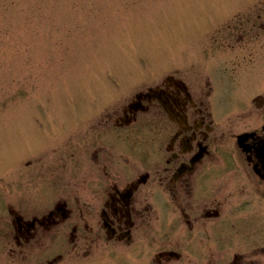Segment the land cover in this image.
Masks as SVG:
<instances>
[{
    "label": "flooded vegetation",
    "instance_id": "flooded-vegetation-1",
    "mask_svg": "<svg viewBox=\"0 0 264 264\" xmlns=\"http://www.w3.org/2000/svg\"><path fill=\"white\" fill-rule=\"evenodd\" d=\"M210 95L173 69L93 103L42 166L32 157L38 207L4 206L12 253L70 230L69 245L101 243L112 264H264V104L229 134Z\"/></svg>",
    "mask_w": 264,
    "mask_h": 264
},
{
    "label": "rangeland",
    "instance_id": "rangeland-1",
    "mask_svg": "<svg viewBox=\"0 0 264 264\" xmlns=\"http://www.w3.org/2000/svg\"><path fill=\"white\" fill-rule=\"evenodd\" d=\"M173 69L209 81L227 133L261 122L264 0H0V264H112L101 243L69 245L70 230L12 253L4 206L38 207L34 159L74 137L93 103Z\"/></svg>",
    "mask_w": 264,
    "mask_h": 264
},
{
    "label": "water",
    "instance_id": "water-1",
    "mask_svg": "<svg viewBox=\"0 0 264 264\" xmlns=\"http://www.w3.org/2000/svg\"><path fill=\"white\" fill-rule=\"evenodd\" d=\"M238 137H239V140L241 141V139H242L241 136H238Z\"/></svg>",
    "mask_w": 264,
    "mask_h": 264
}]
</instances>
